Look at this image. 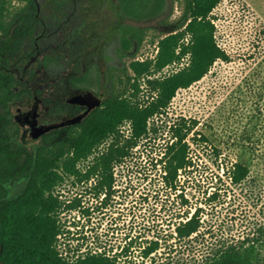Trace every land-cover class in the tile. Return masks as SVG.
Segmentation results:
<instances>
[{
	"label": "rangeland",
	"instance_id": "1",
	"mask_svg": "<svg viewBox=\"0 0 264 264\" xmlns=\"http://www.w3.org/2000/svg\"><path fill=\"white\" fill-rule=\"evenodd\" d=\"M22 3L13 1L16 6ZM172 9L170 20L175 22L183 13V0H174ZM212 17L216 42L228 59L217 61L201 81L180 89L163 114L151 120L150 134L113 165L114 189L103 190L100 175L80 181V177L62 174L63 180L54 188L65 203L57 215L61 234L56 249L67 261L105 253L119 255V261L128 264H207L225 247L240 246L263 233L264 0H221ZM140 25L157 30L147 34L135 58L154 60L158 37L164 36L166 27L159 19ZM186 63L188 57L150 79L169 76ZM68 64L64 60L52 69ZM81 64L74 68L81 71ZM147 80L140 83V93L133 100L143 105L156 96ZM185 120L196 122L191 134L196 141L190 143L192 166L179 171L171 185L164 179L160 160ZM120 134L121 146H125L131 137L128 123ZM113 141L108 139L96 153L107 150ZM93 156L78 165L81 173L91 166ZM237 162L250 169V176L240 185L228 177ZM21 190L22 186L12 191L11 197ZM78 201V208L68 207ZM197 210L201 211L200 230L180 238L177 227ZM153 242H158L159 249L145 257L144 249Z\"/></svg>",
	"mask_w": 264,
	"mask_h": 264
},
{
	"label": "trees",
	"instance_id": "2",
	"mask_svg": "<svg viewBox=\"0 0 264 264\" xmlns=\"http://www.w3.org/2000/svg\"><path fill=\"white\" fill-rule=\"evenodd\" d=\"M14 0H0V42L7 37L10 7ZM170 0H124L125 13L137 21L157 20L167 27L158 37V54L154 60L137 61L132 64L133 73L126 74V90L124 98L117 99L112 104L109 100L105 107L97 109L79 129L68 132L58 142L50 146H42L36 155L27 156V164H35L44 169H36L27 189L17 198L0 204V262L4 264H128L119 261V255L110 257L105 253L87 254L74 262H69L58 253L56 242L61 234V226L57 214L65 203L58 197L47 195V188L34 186L40 180H56L49 178V167L60 169V180L63 175H74L81 180H90L93 176H101L102 189L112 186L111 169L116 162L122 161L129 155V149L136 146L142 138L150 134L153 127L151 120L168 108L180 89H188L201 81L217 61L228 59L226 52L217 44L215 39V24L212 14L221 0H183V13L173 22L171 14L166 17L164 9ZM31 4L32 0H22ZM22 3V4H23ZM174 5V0H172ZM173 11V9H172ZM171 11V12H172ZM153 27H128L127 32L133 33L139 45L145 36L155 30ZM157 30V29H156ZM162 34V33H161ZM188 39V43L186 40ZM185 42V43H184ZM132 44L127 41L125 48ZM188 57L183 69L164 78L150 79L157 72L163 71L182 59ZM155 97L148 104H141L135 99L140 93L142 81L146 79ZM11 78L0 70V150L11 149L6 136V128L10 120V100L12 99ZM134 97V98H133ZM104 108V109H103ZM129 124L131 137L125 146H121V128ZM196 122L185 120V124L176 128L175 138L160 162L164 164L165 180L173 185L179 171L192 166L191 142L196 138L191 134ZM113 143L107 150L96 153V150L108 139ZM206 141L207 138L203 137ZM203 140V141H204ZM6 153L0 155L5 158ZM93 156L91 166L81 173L77 167ZM14 165H22L13 156ZM25 163V164H26ZM54 171V170H52ZM232 184L240 185L250 176V169L242 163H234L228 170ZM56 173V172H55ZM58 173V171H57ZM7 172L0 170V199H5L7 190L2 186V177ZM44 175L45 178H39ZM111 175V176H109ZM39 190V195L34 192ZM44 191V192H43ZM215 195V194H214ZM30 197L28 203L25 199ZM80 206V201L70 204L71 209ZM200 210L187 218L177 227L180 238H189L201 227ZM159 249L158 242H153L143 253L150 257ZM128 252V248L125 254ZM123 256H126V255ZM207 264H264V230L261 236L253 240H245L240 246H228L217 252Z\"/></svg>",
	"mask_w": 264,
	"mask_h": 264
},
{
	"label": "flooded vegetation",
	"instance_id": "3",
	"mask_svg": "<svg viewBox=\"0 0 264 264\" xmlns=\"http://www.w3.org/2000/svg\"><path fill=\"white\" fill-rule=\"evenodd\" d=\"M32 1L10 7L7 37L3 39L6 41L0 42V70L12 82L10 120L6 128L11 149L0 150V155L7 154L5 158L0 156V170L7 172L1 180L7 196L0 199V204L19 197L30 184L34 171L44 169L27 164L29 154L36 155L40 147L58 142L68 132L75 133L109 100L115 105L117 99L124 98L127 72L134 74L132 64L145 61L135 56L148 36L139 45L134 34L127 32V26L145 28L140 23L147 20L137 21L127 16L124 0ZM171 6L172 0L164 12L170 13ZM127 41L132 44L128 49ZM127 59L130 60L126 63ZM64 60L70 68L66 64L60 70L52 69L61 66ZM80 63L82 68L78 71L74 66ZM88 93L91 99L77 100ZM85 114L81 122L59 126ZM13 156L22 165H14ZM114 169H111L112 186L103 189L107 193L115 187ZM49 170L48 177L56 180L38 179L34 186L47 188V195L59 198L54 188L61 183V171L56 167ZM21 186L22 190L11 197L12 191L17 192ZM34 192L42 193L36 189ZM29 200L28 196L24 202Z\"/></svg>",
	"mask_w": 264,
	"mask_h": 264
},
{
	"label": "water",
	"instance_id": "4",
	"mask_svg": "<svg viewBox=\"0 0 264 264\" xmlns=\"http://www.w3.org/2000/svg\"><path fill=\"white\" fill-rule=\"evenodd\" d=\"M92 96H93V95H92ZM85 98H87V99H91V98H92V97H91V93H88L87 96H83V97L80 96V97L77 98V100H81V99H85ZM96 105H97V106L100 105V101L97 102ZM85 116H86V114H85L84 116L78 118V119H75V120L70 121V122L63 123V124H61V125H59V126H64V125H67V124H74V123L81 122L82 119H83Z\"/></svg>",
	"mask_w": 264,
	"mask_h": 264
}]
</instances>
